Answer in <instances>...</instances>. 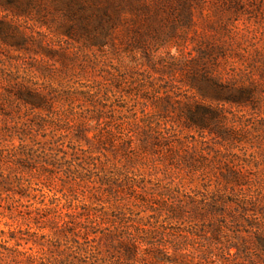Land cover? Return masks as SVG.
I'll return each instance as SVG.
<instances>
[{"label": "rangeland", "instance_id": "374dc122", "mask_svg": "<svg viewBox=\"0 0 264 264\" xmlns=\"http://www.w3.org/2000/svg\"><path fill=\"white\" fill-rule=\"evenodd\" d=\"M18 82L49 90L67 154H48L57 126L33 125L36 109L3 98L15 97ZM2 104L0 127L27 131L23 175L39 200L56 193L66 206L76 198L104 208L123 239L144 241L147 253L135 259L93 242L104 263L264 264V0H186L183 8L175 0H0ZM196 104L216 109L219 124L188 127L185 110ZM132 112L148 114L153 136L174 131L119 163L135 187L104 185L93 195L100 172L79 149L78 127L88 136L121 131ZM98 147L117 161L110 145ZM51 158L47 177L39 160ZM70 163L82 181L63 178ZM0 229L36 226L0 215Z\"/></svg>", "mask_w": 264, "mask_h": 264}, {"label": "trees", "instance_id": "16d2710c", "mask_svg": "<svg viewBox=\"0 0 264 264\" xmlns=\"http://www.w3.org/2000/svg\"><path fill=\"white\" fill-rule=\"evenodd\" d=\"M185 1L175 0L176 4L182 8ZM243 2L244 0H226V3L233 7H238ZM104 11L106 14L105 9ZM81 26L86 33L92 32V28H87L84 23ZM102 28V24H99L94 26L93 30ZM15 85L17 86L14 92L15 97L7 91L3 98L11 103L17 98L19 105L25 104L36 109L33 125L42 127L48 124L52 128L57 126L55 129L59 133L47 142L48 154L51 157H55V154L60 151L67 154V151L61 150L63 148L61 137L65 130L57 122V119L61 118V113L59 110L51 109L53 100H50L49 90L46 92L30 88L22 82ZM65 94L67 98L76 97L73 92H65ZM86 95H83L82 99L92 101ZM0 109L2 112L6 111L3 104ZM185 115L186 123L190 128H202L206 125L216 127L219 124L218 113L212 106L196 104L193 108L187 107ZM126 117L128 125L121 131H119L120 128L108 127L104 132L98 129L88 136L84 126L78 127L79 139L84 138L86 141V147L83 148L80 140L76 138L79 149L90 159L85 160L86 163H92L100 172L93 195L103 194L104 185L109 188H121L123 185L129 188L135 187L132 178L124 173L119 163L123 159L129 160L131 156L149 153L157 142L167 139L166 134L174 131L163 127L162 130H157L156 136H153L154 127L148 119V114L144 113L140 117L132 112ZM89 120L100 122L97 117H91ZM26 133L27 131L17 124L9 126L4 123L0 127V215L10 219L28 220L35 224L36 229L34 231L0 229V264H106L98 256L97 245H92L95 241L105 246L122 248L127 258H144L147 253L146 246H143L144 241L137 238L123 239L121 230L113 226L112 221L105 217L104 208L79 202L76 198L77 201L66 206L61 203L56 193L49 195L48 201L44 200L46 195L44 193L41 194L43 200L38 199L35 191L39 189L32 188L23 175L26 171L23 164H28V161L32 159L29 144L25 139ZM15 136L19 140L17 144L13 143ZM104 143L111 146V149L107 148V150L110 153L113 152V156L118 154L116 162L110 161L109 153L102 152L98 147ZM129 151H133V155H129ZM71 154L74 156L77 153L73 149ZM39 163L42 172H45L47 177H51L50 167L56 166L55 159H43L39 160ZM77 167L78 165L72 163L62 167L63 178L73 177L82 181L83 177ZM23 198L26 200L23 201ZM44 229H47V232H43Z\"/></svg>", "mask_w": 264, "mask_h": 264}]
</instances>
